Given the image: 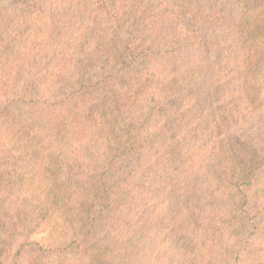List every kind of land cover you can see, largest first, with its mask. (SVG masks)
<instances>
[{
	"label": "trees",
	"instance_id": "trees-1",
	"mask_svg": "<svg viewBox=\"0 0 264 264\" xmlns=\"http://www.w3.org/2000/svg\"><path fill=\"white\" fill-rule=\"evenodd\" d=\"M0 264H264V0H0Z\"/></svg>",
	"mask_w": 264,
	"mask_h": 264
},
{
	"label": "rangeland",
	"instance_id": "rangeland-1",
	"mask_svg": "<svg viewBox=\"0 0 264 264\" xmlns=\"http://www.w3.org/2000/svg\"><path fill=\"white\" fill-rule=\"evenodd\" d=\"M83 45H87V44H82ZM174 103V102H172ZM13 109L18 113L19 117L21 118V120H25L27 118V107L22 105V104H16ZM136 160L134 158H127L124 162H122L119 167L118 170L122 171L127 169L128 167H130ZM180 168L179 164H171L168 165L167 167H164L163 169H161V171L159 172L160 174H156L153 173L152 176L153 177H158L161 175H167L170 177H175L177 176V172ZM193 181H197V180H193ZM201 182V180L199 181Z\"/></svg>",
	"mask_w": 264,
	"mask_h": 264
}]
</instances>
